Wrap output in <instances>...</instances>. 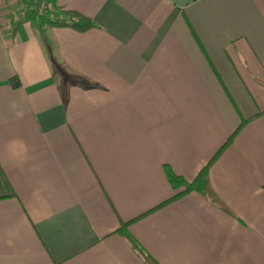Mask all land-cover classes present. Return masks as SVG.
<instances>
[{"label": "crops", "instance_id": "obj_1", "mask_svg": "<svg viewBox=\"0 0 264 264\" xmlns=\"http://www.w3.org/2000/svg\"><path fill=\"white\" fill-rule=\"evenodd\" d=\"M57 4L98 26L0 2V264H145L125 222L160 264H264V0ZM233 134L209 171L231 212L159 206L165 165L192 181Z\"/></svg>", "mask_w": 264, "mask_h": 264}, {"label": "trees", "instance_id": "obj_2", "mask_svg": "<svg viewBox=\"0 0 264 264\" xmlns=\"http://www.w3.org/2000/svg\"><path fill=\"white\" fill-rule=\"evenodd\" d=\"M47 3L44 7L40 6L38 3L35 7L29 8L24 13V19L28 21L37 22L41 27L52 25V26H72L80 32H84L92 27H97V22L77 11L62 10L58 7L57 0H46ZM63 15L61 19L60 16ZM10 82L14 87L20 86V80L18 77H13ZM247 120L243 121L240 125V129L244 126ZM239 129V130H240ZM235 134H233L226 143H224L211 157V159L201 168L195 179L188 181L182 176L177 175L168 165H165L166 174L170 180L172 187L177 190L174 196L159 206H162L180 196L187 193L197 191L204 195H207L214 203L223 206L231 212L227 205L222 201V199L216 194L212 187L209 171L213 163L220 157L224 149L231 143ZM158 206V207H159ZM157 208V207H156ZM155 209V208H154ZM128 223H124L119 229L120 232L131 244L132 248L142 257L145 264H160L151 254H149L139 242L133 238L128 229Z\"/></svg>", "mask_w": 264, "mask_h": 264}, {"label": "built area", "instance_id": "obj_3", "mask_svg": "<svg viewBox=\"0 0 264 264\" xmlns=\"http://www.w3.org/2000/svg\"><path fill=\"white\" fill-rule=\"evenodd\" d=\"M0 2L7 3V5L10 6L13 15L17 18L24 16V13L29 8L35 7L37 3L42 7H44L47 3L46 0H29L28 2L27 0H0ZM63 17H64L63 15L60 16L61 19H66ZM3 25H4V20H3L2 12L0 10V27H2Z\"/></svg>", "mask_w": 264, "mask_h": 264}]
</instances>
